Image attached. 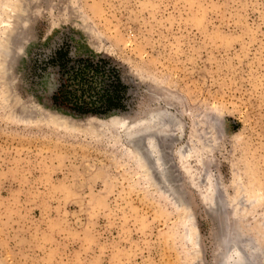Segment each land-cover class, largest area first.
Listing matches in <instances>:
<instances>
[{
  "label": "rangeland",
  "instance_id": "374dc122",
  "mask_svg": "<svg viewBox=\"0 0 264 264\" xmlns=\"http://www.w3.org/2000/svg\"><path fill=\"white\" fill-rule=\"evenodd\" d=\"M60 51L124 108L55 103ZM152 130L161 172L131 142ZM231 251L264 264V0H0V264Z\"/></svg>",
  "mask_w": 264,
  "mask_h": 264
},
{
  "label": "trees",
  "instance_id": "16d2710c",
  "mask_svg": "<svg viewBox=\"0 0 264 264\" xmlns=\"http://www.w3.org/2000/svg\"><path fill=\"white\" fill-rule=\"evenodd\" d=\"M57 64L61 73V84L53 101L79 114L103 115L113 109L124 108L122 100L127 89L118 78L113 86L97 88L95 82L106 74V66L89 59L72 60L60 51ZM97 99H101L98 103Z\"/></svg>",
  "mask_w": 264,
  "mask_h": 264
},
{
  "label": "bare ground",
  "instance_id": "6f19581e",
  "mask_svg": "<svg viewBox=\"0 0 264 264\" xmlns=\"http://www.w3.org/2000/svg\"><path fill=\"white\" fill-rule=\"evenodd\" d=\"M159 115L158 114H155V113H153V114H151V116H150V118H147L146 120H149V121H155V120H157L156 118L158 117ZM161 120V119H160ZM160 120H158V121H160ZM161 122V121H160ZM135 123L137 124L138 122H133V123H130V125L128 124V126L126 127L127 129H129L130 130V128H132L133 127V125L135 126ZM161 123H163V122H161ZM120 125V124H119ZM163 125V124H162ZM157 126V125H156ZM161 128V127H160ZM157 129V128H156ZM159 129V128H158ZM159 130H163V128H161V129H159ZM159 130H158V132L156 133L155 131H153L152 130V133L151 132H149L148 134H150V137L149 138H146V139H143V140H138V139H140V138H142V137H140V134H139V132H137L136 134L135 133H132L131 134V138H133L132 139V143H134L135 144V147H136V152L139 154V155H137V157H138V160L139 161H143V159H146V156L148 155V158L151 160L152 159V163H153V166L156 168V170H158V171H160V170H162V168L160 169V166L162 165L163 166V163H162V158L160 159V157H161V155L159 156L158 154H157V150L158 149H156L157 147H156V145H155V143H156V140H157V134L159 133ZM165 130V129H164ZM151 131V130H150ZM148 132V131H147ZM156 133L155 135H154V133ZM162 133V132H161ZM139 135V136H138ZM156 137H154V136ZM160 136V135H159ZM158 136V138H160ZM139 143H138V142ZM158 141V140H157ZM133 144V145H134ZM160 149V148H159ZM146 150V151H145ZM141 151V152H140ZM144 151H145V153H144ZM143 153V154H142ZM161 153V152H160ZM161 154H163V153H161ZM148 159V160H149ZM152 165V164H151ZM152 170V169H151ZM161 172V171H160ZM165 173V172H164ZM229 243V242H228ZM233 244V243H232ZM231 244V245H232ZM235 244V243H234ZM236 245V244H235ZM252 245V244H251ZM234 247V245L232 246V248ZM255 247V246H254ZM228 248H229V246H228ZM235 249V248H234ZM239 249V248H238ZM229 250V249H228ZM227 250V251H228ZM230 250H231V247H230ZM240 251V250H239ZM233 253V254H232ZM241 255V253L239 254V252H237V251H231V253H229V252H227L226 254H225V257H224V259H222L221 261H219L218 262V264H245V261H243L244 259H243V257L242 256H240ZM222 262V263H221Z\"/></svg>",
  "mask_w": 264,
  "mask_h": 264
}]
</instances>
